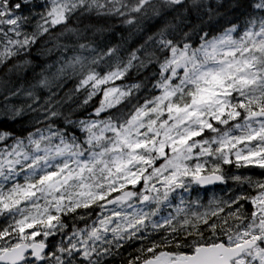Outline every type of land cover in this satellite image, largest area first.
<instances>
[{"label": "snow or ice", "instance_id": "6c2138e0", "mask_svg": "<svg viewBox=\"0 0 264 264\" xmlns=\"http://www.w3.org/2000/svg\"><path fill=\"white\" fill-rule=\"evenodd\" d=\"M117 262L264 264V0H0V264Z\"/></svg>", "mask_w": 264, "mask_h": 264}, {"label": "trees", "instance_id": "16d2710c", "mask_svg": "<svg viewBox=\"0 0 264 264\" xmlns=\"http://www.w3.org/2000/svg\"><path fill=\"white\" fill-rule=\"evenodd\" d=\"M117 264H119V262H117Z\"/></svg>", "mask_w": 264, "mask_h": 264}, {"label": "rangeland", "instance_id": "374dc122", "mask_svg": "<svg viewBox=\"0 0 264 264\" xmlns=\"http://www.w3.org/2000/svg\"><path fill=\"white\" fill-rule=\"evenodd\" d=\"M202 195H203V193H202Z\"/></svg>", "mask_w": 264, "mask_h": 264}]
</instances>
